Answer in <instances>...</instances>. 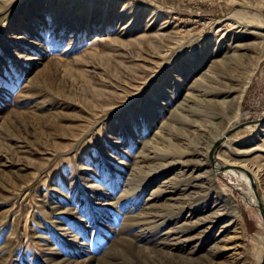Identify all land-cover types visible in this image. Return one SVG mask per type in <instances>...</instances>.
<instances>
[{"label":"rangeland","instance_id":"obj_1","mask_svg":"<svg viewBox=\"0 0 264 264\" xmlns=\"http://www.w3.org/2000/svg\"><path fill=\"white\" fill-rule=\"evenodd\" d=\"M259 203L264 0H0V264H264Z\"/></svg>","mask_w":264,"mask_h":264},{"label":"bare ground","instance_id":"obj_2","mask_svg":"<svg viewBox=\"0 0 264 264\" xmlns=\"http://www.w3.org/2000/svg\"><path fill=\"white\" fill-rule=\"evenodd\" d=\"M216 142L217 141L215 139L213 141V144H215ZM213 146H215V145H212V147ZM210 152H211V150H210ZM210 152L208 153V161H209V165L212 167L213 174L218 173L219 169H221V168H224V169L226 168L227 172H236V169H234V167H241L244 170V171H241V176L244 178V180L247 182L248 185H250L251 182L253 183L252 178L255 176V174L253 173L252 169L245 168V166H242V165H239L236 163H228L227 162L226 164L220 165L216 162V160L212 161V159L210 158Z\"/></svg>","mask_w":264,"mask_h":264},{"label":"water","instance_id":"obj_3","mask_svg":"<svg viewBox=\"0 0 264 264\" xmlns=\"http://www.w3.org/2000/svg\"><path fill=\"white\" fill-rule=\"evenodd\" d=\"M235 129H237V127H235ZM211 158V157H210ZM212 161H214L213 159H212ZM258 207L260 208V210H261V212H262V214H263V217H264V206L261 204V203H259L258 204Z\"/></svg>","mask_w":264,"mask_h":264}]
</instances>
